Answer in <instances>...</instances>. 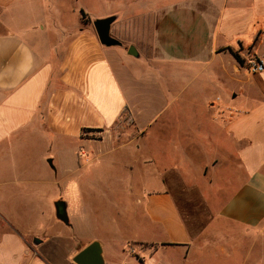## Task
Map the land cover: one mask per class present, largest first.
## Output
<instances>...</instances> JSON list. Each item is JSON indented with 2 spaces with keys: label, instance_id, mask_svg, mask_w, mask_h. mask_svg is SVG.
Masks as SVG:
<instances>
[{
  "label": "crops",
  "instance_id": "0c3cea01",
  "mask_svg": "<svg viewBox=\"0 0 264 264\" xmlns=\"http://www.w3.org/2000/svg\"><path fill=\"white\" fill-rule=\"evenodd\" d=\"M108 1L119 4L106 16L117 15L121 46H104L84 9L68 28L62 0H0V264H76L86 245L70 235L46 248L50 219L75 228L79 216L77 204L70 224L56 216L59 201L71 210L50 193L65 183L51 150L65 162L72 140L73 164L80 153L97 159L151 128L155 154L132 176L142 183L135 246L103 253L105 264H264V71L249 70L264 61V0ZM129 58L154 62L166 79L158 92L170 101L144 124ZM125 114L138 135L119 141L113 127Z\"/></svg>",
  "mask_w": 264,
  "mask_h": 264
},
{
  "label": "rangeland",
  "instance_id": "374dc122",
  "mask_svg": "<svg viewBox=\"0 0 264 264\" xmlns=\"http://www.w3.org/2000/svg\"><path fill=\"white\" fill-rule=\"evenodd\" d=\"M62 4L67 10V12L62 13V21L68 28H73L78 24L82 9L87 11L93 19H96L114 13L117 9L115 7L119 6V4L108 0H62ZM84 22L94 26V21L92 22L90 19H85ZM118 22H114L113 25H118ZM140 22L145 25L146 30L150 29L153 24V22L150 23L148 17L141 18ZM126 24L128 28H133L135 25L133 21H127ZM129 61L126 64L131 72V74L129 73V85L142 88L140 92L146 94L145 109L139 114V121L144 124L155 113V109L160 104L166 99L170 101L169 97L162 98L158 92L160 83L165 82L166 79L160 72L161 68L154 62L130 58ZM142 98L140 96L139 100L141 101ZM191 99L188 95L183 96L178 103L188 104ZM226 99L229 97L226 96ZM137 135L136 127L127 114L123 115L113 127V136L117 140L119 138H133ZM75 146L76 144L72 140L66 146L65 162L60 156L61 153L53 151L54 148L51 150L53 156L57 157L59 172L62 174L65 183L50 193L52 195V192L56 191L55 193L59 194L60 197H65L71 210L70 222H73L72 211L77 204L78 223L73 228L74 226L69 227L64 223L54 222L53 219H50V224L44 232L47 235V240H51L46 248L53 249L55 243H58L61 237H67L66 235L75 238L73 241L76 249L80 246L89 245L93 238L103 242V253L107 257L111 251L128 250L134 247V242L128 237L132 233V222H136L141 216V213L138 214V211L135 210L134 201L138 185L140 186L142 183L140 177L132 176L133 174H141L139 170H145L140 163L143 157L151 158L155 154L154 129L151 128L138 144H124L108 154L96 152L97 159H93V152H88L87 155L80 153L79 161L73 164ZM38 149L37 147L34 153H40L41 151ZM75 182H77L76 189L74 188ZM32 227L38 229V227L45 226ZM29 228L31 227L29 226ZM35 234L34 242L35 239H43L40 233L35 231Z\"/></svg>",
  "mask_w": 264,
  "mask_h": 264
},
{
  "label": "water",
  "instance_id": "95a60500",
  "mask_svg": "<svg viewBox=\"0 0 264 264\" xmlns=\"http://www.w3.org/2000/svg\"><path fill=\"white\" fill-rule=\"evenodd\" d=\"M117 20V15H110L94 20V27L97 32L100 42L104 46H121L122 42L111 34L112 24ZM129 53L138 56L137 50L131 46ZM64 203V205H61ZM56 216L66 224H70V218L67 212L65 202L59 201L55 203ZM41 240L35 239V243H40ZM73 261L76 264H105L103 256V247L100 241L95 240L89 245L80 250L74 257Z\"/></svg>",
  "mask_w": 264,
  "mask_h": 264
},
{
  "label": "built area",
  "instance_id": "2783aa9c",
  "mask_svg": "<svg viewBox=\"0 0 264 264\" xmlns=\"http://www.w3.org/2000/svg\"><path fill=\"white\" fill-rule=\"evenodd\" d=\"M249 70L252 73H259L264 71V61L252 58L249 62Z\"/></svg>",
  "mask_w": 264,
  "mask_h": 264
},
{
  "label": "trees",
  "instance_id": "16d2710c",
  "mask_svg": "<svg viewBox=\"0 0 264 264\" xmlns=\"http://www.w3.org/2000/svg\"><path fill=\"white\" fill-rule=\"evenodd\" d=\"M82 14L85 15L84 10H82ZM235 56L237 57V59L241 62V63H245V59H243L239 53L235 52Z\"/></svg>",
  "mask_w": 264,
  "mask_h": 264
},
{
  "label": "flooded vegetation",
  "instance_id": "af4514ba",
  "mask_svg": "<svg viewBox=\"0 0 264 264\" xmlns=\"http://www.w3.org/2000/svg\"><path fill=\"white\" fill-rule=\"evenodd\" d=\"M61 205H64V203H62Z\"/></svg>",
  "mask_w": 264,
  "mask_h": 264
}]
</instances>
